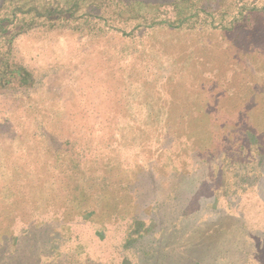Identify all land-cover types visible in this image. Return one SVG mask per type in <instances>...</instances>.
Masks as SVG:
<instances>
[{"label": "rangeland", "instance_id": "1", "mask_svg": "<svg viewBox=\"0 0 264 264\" xmlns=\"http://www.w3.org/2000/svg\"><path fill=\"white\" fill-rule=\"evenodd\" d=\"M262 4L66 0L59 17L55 0H31L3 13L32 34L6 54L0 31V63L36 84L15 87L1 65L15 82L0 88V264H161L164 245L192 242L185 264H264ZM82 106L92 131L54 149L43 129Z\"/></svg>", "mask_w": 264, "mask_h": 264}, {"label": "trees", "instance_id": "2", "mask_svg": "<svg viewBox=\"0 0 264 264\" xmlns=\"http://www.w3.org/2000/svg\"><path fill=\"white\" fill-rule=\"evenodd\" d=\"M31 0H0V31H6V34L3 35V40H5L6 43H9V48L6 50V54L9 53L10 49L12 50V45L13 42L16 38H21V36H29L31 35V31L32 30V23L31 22H24L23 24L19 25L18 27H16V22L17 20H19V18H15L17 17L16 15L11 16V17H2L3 13H6L9 11H19L18 8H20V5H22L23 3L26 2H30ZM56 1V7H59L57 12L58 14L56 16L59 17H66L68 10L65 7H62L61 5H64V3L66 2V0H55ZM155 1V0H152ZM32 6V5H31ZM33 10L36 11V15L39 16H43L44 14H46L44 11H40V8L38 6H32ZM261 7H264V4H262ZM64 15V16H63ZM8 19H14L12 22H8ZM6 21L5 24H1L2 22ZM16 21V22H15ZM8 24H10V28L8 29L7 26ZM5 27L4 30H2V28ZM15 28V29H13ZM250 28V27H249ZM39 31V29H37ZM253 29H251L252 31ZM9 32V33H7ZM5 54V55H6ZM104 70H102L103 73H105V70L107 72L108 69V61H104ZM1 65H6L9 67H13L14 68V72L16 74H18V79L19 81L17 82L18 86L15 85V87H23V86H30V87H35L36 84V78L33 77L32 75L28 74V70L26 69V66H23L21 64H16V63H10L8 61H6V63H0V88H7V87H11L15 81L12 80L13 78H15L12 75H3V71L1 70L2 66ZM5 69V68H4ZM23 74V75H22ZM31 76V77H30ZM7 78V79H6ZM32 81V82H31ZM79 102H81V99L79 100ZM66 103L68 104V102L66 101ZM69 104L71 105V103L69 102ZM67 108V109H66ZM69 110L68 107H65V111ZM84 110V111H83ZM79 115V116H78ZM96 115V114H95ZM70 116L74 117L75 120H72L70 122V120L68 119L67 121H64L63 124H59L58 126H55L54 129H49V128H44L43 129V135L45 138H47L50 143L51 146L54 147V149H56L55 147H66L69 146L71 144L74 143V141H79L85 138L86 134L90 131H92L93 129V124H89V125H85V124H81V122L83 120H85L88 116H90V113L87 112V110L84 108V106H82V110L79 112H73L71 110V114ZM69 116V117H70ZM78 118V120H77ZM91 122L93 123V120H91ZM107 137L109 139L112 138V133L114 131V126L109 124L108 125V129H107ZM57 148V149H59ZM73 173V172H70ZM69 174V173H68ZM192 206L194 207V213H198L201 210V207H199V205H195L192 204ZM171 219V218H170ZM169 219V220H170ZM174 222L176 223L177 221L174 220ZM175 225V224H174ZM193 226L192 224L189 225V227ZM196 239V238H195ZM193 245V242L190 246V243L186 244V247H184L183 252L181 250H178L177 248H170L169 246L164 245L162 251L160 252V263L161 264H185L186 261L188 260V256L190 253V249ZM165 259H168L165 261ZM171 261V262H170Z\"/></svg>", "mask_w": 264, "mask_h": 264}]
</instances>
